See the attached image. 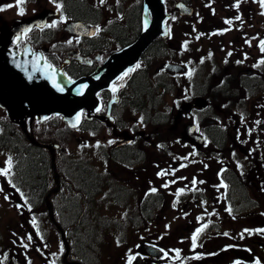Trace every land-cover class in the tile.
I'll return each mask as SVG.
<instances>
[{
    "label": "flooded vegetation",
    "instance_id": "flooded-vegetation-1",
    "mask_svg": "<svg viewBox=\"0 0 264 264\" xmlns=\"http://www.w3.org/2000/svg\"><path fill=\"white\" fill-rule=\"evenodd\" d=\"M7 1L12 2V0ZM71 1L45 0V4L41 3L35 10H42L46 7L54 8L57 7V4H61V11L71 12L75 9L73 7L75 1ZM185 1L193 5L195 10L192 14L193 18L176 24L175 33L180 27L186 29V34H181L184 38H179V47L183 43L192 44L193 40L206 41L207 45L215 43L216 47L214 45L211 47L216 52V55L213 54V56H217L218 59L224 61V65H227L228 68L227 73H231L233 64L245 78L244 81H241L242 76L240 80L237 79L235 89L240 91L243 88L247 100L252 96L253 102L256 104V93L251 94L249 90L251 84L247 85V83L249 80H253L257 73L256 68L263 64L261 61H264V51L261 50V42L264 41V7L256 3L260 0ZM14 2V8H16V0ZM26 3L27 0H20L22 6L25 7ZM4 5L5 2L0 1V7L4 8ZM256 7L259 11H262L258 15L256 14ZM19 9L25 10L23 7ZM226 21H231V23H226ZM53 24L51 20H48L45 27L34 28L30 31L28 36L22 38L19 42L21 44L20 49L25 42H30L33 45L34 43L38 44L41 38L40 33L53 30L50 27ZM79 38V43L76 45L78 48H75V46L74 48L78 50L80 55L91 60L92 63L86 64V59L83 60L84 63L74 58L69 63L74 67L78 65L79 70L80 68L84 69L86 65L88 67L86 72L91 73L104 62L106 56L104 54L105 41L96 44L90 42L92 41L91 38L82 36H79ZM251 44L253 45L250 46ZM38 48L52 53L51 47H48V50L44 41ZM189 48H191L190 45ZM186 53L191 62L204 60L209 57L208 54L211 56L209 50L198 52L197 49ZM189 55L193 57L189 58ZM141 60L138 63L139 68L135 67L133 71L129 70L128 74L126 76L125 74L122 75L113 84L112 88L104 90L105 93L104 91L100 92L101 105L99 109L90 114L85 110L78 128L79 132L82 133L81 138L83 139L81 141L83 142L90 139L89 136L92 130L95 131L92 138L98 137L97 134L102 130L108 131L109 135L106 139H94L99 145L100 155L103 158V163L99 165L98 171H100L101 176L107 173L110 182L114 185L119 184L122 192L127 193L124 196L133 198L136 203L140 204L139 218H133L132 222L134 223L132 226L122 232L124 238L118 234L119 239L123 240L122 244H115L119 248V254L115 256L114 252L109 253L110 258H108L107 264H129V258L131 257H135L131 264H257V262L264 264V232L259 231L264 229V217L262 212L255 207V204L259 203V201H256V187L261 188L260 184H256V180L263 179L264 157L262 164L261 160L258 161V178H256V160L253 166H248V163L254 161L252 159L254 158L253 152H256V145H254L256 112L251 114L250 122L240 119V113L236 112L235 115L233 109L235 102H241L240 95L237 99H234L239 92L237 91L235 95L228 94L226 91L223 92L225 100L223 118L224 121L228 120L229 125H231L230 128L228 127V131L230 132L231 139L229 141H231L232 147H222L221 141H214L210 131H206L203 126L204 124L210 126L215 124V127H219L216 118L210 115V100L202 92H194V94L190 93L189 95L185 92L186 83L189 81L185 75L188 68L191 70V65L184 60L182 63V58H179L177 64L181 65L182 69L171 75L177 78L178 83H180L177 94L185 96V98L177 97L176 99L183 104L191 101H195L197 104V106H194L195 108L192 107L190 112L187 113L190 115L189 117H192L190 125H192L194 131L189 136L190 140L184 139L183 134L185 131L183 130H186V126L189 125L187 123L184 129L178 130V134L175 130L176 133L171 138L170 147L168 144L159 147L152 139L148 140L145 133L140 134L138 124H134L129 119H127L128 122L119 120L115 106L112 108V116L104 117L106 110H108L109 98L117 93L120 94L119 98H123L124 91L122 92L121 89L133 73L142 68ZM93 61L96 62V66ZM215 82L218 83L217 79ZM129 102H131V99ZM180 106L177 107L180 108ZM244 113L246 114V111ZM140 118L142 121L144 120L143 116ZM27 121L29 130L32 133L34 132L31 129L33 125L42 127V123H44L37 118L27 119ZM143 123L145 122L143 121ZM16 124L17 133L14 138V145L15 148H19L20 138L25 133L21 130L20 125ZM96 127H99L101 131L99 132ZM196 132H199V134ZM195 135L199 139L202 138L203 140L204 138L201 146L195 139H191ZM25 137L27 136L25 135ZM0 138L4 139L2 136ZM176 139H179V141ZM40 140L43 142V138L40 137ZM158 143L161 144L162 141H158ZM243 144L246 147H243ZM27 145L32 146L31 152H33L32 148L43 149L44 152L41 153L46 158L49 157V165H52V153L49 149L34 145L30 141ZM134 145L137 146L135 151L130 148ZM139 146L141 147L139 148ZM65 155L66 152H56V159L57 157L63 159ZM150 155L156 156L158 161L156 165L152 164L153 159L148 160ZM149 167L155 169L152 176H147L150 171ZM4 169L5 165L1 166L0 164V173ZM162 172L166 174L158 175ZM137 177L140 180H137ZM148 178L153 183L150 186L147 185ZM193 179L196 180L195 184H193ZM74 184H76L75 181H73ZM222 185H226V187ZM4 187V174H0V188L4 189ZM113 188L115 190L112 193ZM63 190L67 191V185H64V183L55 188L56 194L60 196H63ZM166 190L167 195L165 194ZM261 190L264 193V190ZM96 191L100 192V188L98 187ZM82 192L85 195L82 196ZM117 193L118 188L112 186L109 196V198L112 197L111 203H116L115 195ZM156 193L158 195H155ZM113 194L114 196H112ZM79 195L83 204L86 198H91L84 190L81 193L79 192ZM165 195L168 197V203L160 208ZM260 200L263 201V197ZM204 225H207V227H204L203 231L200 232L196 240V246L193 247L192 237ZM246 229L249 231H245ZM29 247L30 244L26 246L27 249ZM17 252L21 257L20 261L10 257V251L9 258L0 251V264H34L33 260L29 258L31 254L23 252L22 249L20 251L19 248H17ZM72 254L75 256L70 257V259L78 260L83 264H89V262L96 264L91 256L90 258L84 256V258L79 259L75 253ZM46 262L47 264H54L52 255L46 259ZM63 262L68 264V262Z\"/></svg>",
    "mask_w": 264,
    "mask_h": 264
},
{
    "label": "rangeland",
    "instance_id": "rangeland-1",
    "mask_svg": "<svg viewBox=\"0 0 264 264\" xmlns=\"http://www.w3.org/2000/svg\"><path fill=\"white\" fill-rule=\"evenodd\" d=\"M0 1L5 2L2 10L9 11L8 13H4L3 19L10 20L19 14L17 13V9L14 8L15 0H12V2L7 0ZM73 1H75L74 5L80 8V10L85 11L91 20L96 21V24L102 25L104 29H106L101 32L102 36L94 39L96 44L105 41L106 48L104 49V54L106 56L101 66L108 65L107 61L110 58L109 56L116 48L123 45H130L136 42L140 37L142 13H139L141 17L139 28L137 25H133L127 21L130 14H132L134 9L140 4V0H114L113 2L112 0H109L110 2H106L105 0L101 2L100 0L101 3L99 5L97 0ZM170 1L168 7L174 9L176 0ZM19 2L20 0H16V4ZM70 2L72 1L70 0ZM41 3L45 4V0H27L25 10L29 11L26 13H30L37 9ZM256 3L261 5L260 2L256 1ZM259 12L262 11H259L256 7V14L258 15ZM0 13L2 14L1 7ZM176 15L179 17H174L173 20L171 19V23L169 24L171 28V37H163L160 33L162 37L157 39L151 46L147 47L142 52V60L140 59L143 65L141 68L142 71H140V69L138 72H134L128 80L129 83L126 82L127 84H124L125 90L124 86L121 89L122 92L124 91L122 99L119 98V93L109 98V104H107L108 110H106L104 117L107 118L110 115L112 116V108L115 106L119 120L128 122L127 119H129L134 124H138L140 134L145 133L146 138L148 140L152 139L159 147H164L162 146L163 144H168L170 147L172 143L171 138L174 137L173 134H175L176 131L178 134L179 131L184 129L185 125L189 123V125L186 126V130H183L185 131L183 137L184 139L190 140L189 136L194 130L192 125H190L192 117H189L190 115L187 113L190 112L192 107L197 106V104L195 101L183 104L176 99L177 97L185 98V96H179L177 94L180 83H178L177 78L171 75L182 69V66L177 64L179 63L177 60L182 58V63L186 61L191 65V70L188 68L185 75V77L189 79L186 83L187 87H185V92L188 95L190 93L194 94V92H202L209 98L210 115L216 118L219 127H215V124L213 126L204 124L203 126L206 131H210L214 141H221L222 147H232V143L229 141L231 139L230 132L228 131V127L230 128L231 125H229L228 120L224 121L223 118V104L225 101L223 92L226 91L228 94L232 95H235L237 91L239 92L234 99H237L240 95L241 102H235L233 109L235 115L236 112L240 113V119L242 118V120L250 122L251 114L256 112V129L254 131V135H256L254 144L256 145V152H253L255 159L252 158L254 161L248 163V166H253L256 160V178H258V161L261 160L262 164V159L264 157V63L256 68L257 73H254L255 76L253 80H249L247 83V85L251 84V87H249L251 94L256 93L255 104L252 96L247 100L243 88L240 89V91L239 89H235L237 79L240 80L242 76L240 72L232 64L231 73H227L226 70H228V68L227 65H224V61L218 59L217 56H213V54L216 55V52L211 47L215 43L207 45L206 41L198 42L197 40H193L192 44L183 43V45L179 47V38H184L181 34L185 35L186 29L180 27L175 33L176 24L185 22L187 19L190 20L193 16L186 15L183 18L179 13ZM3 19L0 20L2 22L0 25H3ZM104 19L108 20L105 22ZM119 23H121L122 26L125 25V27L117 32L116 35L113 34L115 30H112L110 33V27L112 25L118 26ZM63 25L64 23L60 24L61 28L51 29L47 33H40L41 38L40 42H38V44L41 45L44 41L48 47H51L52 54L59 63L65 61L67 57L66 52L72 49L73 43H79L76 42L79 41L78 38L66 36L64 34ZM176 35L178 36L176 37ZM154 44H157L156 50L151 48ZM189 45L191 48H189ZM252 45L253 44L250 46ZM75 48L78 47L75 46ZM197 49L198 52L209 50L211 56L208 54L209 57H206L204 60L189 61L186 52L195 51ZM78 56L79 54H76V57ZM192 57L193 56L189 55V58ZM72 58L74 57H70V59ZM76 60L79 61L78 59ZM83 62L85 63V61ZM91 63V60L86 61V64ZM93 63L96 66V62L93 61ZM98 63L100 64V61ZM170 64H175L179 68L172 70V68H168ZM135 67L136 63L129 64L118 74H110L109 77L111 80L108 86L104 85L99 90L102 91L103 89L112 88L113 84L122 75L129 70L135 69ZM98 69L89 73L86 72L88 67L85 65L84 69L80 68L79 70L76 68L73 74L76 76V79H78L93 75ZM101 79L108 83L105 77H100V80ZM216 79L220 84L215 82ZM244 80L245 78L242 76L241 81ZM139 84L142 88L141 93H137V91L135 92L134 90V86L136 87ZM247 94L249 93L247 92ZM124 98H126V100H124ZM130 99L131 102H129ZM230 104L232 105V103ZM177 106H180V108ZM245 111L246 114L244 113ZM141 116H143V121L145 123H143L140 118ZM6 119L4 112L0 109V136L4 138H0V164L1 166L6 165L5 169H9L10 160V168L14 165V170L12 171L13 177L20 186L25 188L35 208H28L29 210L25 209L24 204L26 200L23 199L26 197L23 193H20V191L13 192V188L9 187V185L5 187V191H0V251L3 252L5 256H8L10 251V257H14V259L20 261L21 257L18 255L17 248H19L20 251L22 249L23 252L31 254L30 258L33 260L34 264H47L46 259L49 258L50 255H52L53 263L56 264H65L63 261H71L70 257L73 255L72 253H75L79 259L84 258V256L87 258L91 256V259H94L96 264H107L108 258H110L109 253L114 252L115 256H118L119 248L116 246L123 243V240L119 238L120 236L122 238L125 237L122 235V232L126 228L132 226L134 223L132 222L133 218H139L140 204L138 202L137 204L133 198L124 196L127 195V193H125V191L122 192L119 184H112L107 173L101 176L100 171H98L99 165L103 163V158L100 155L99 145L94 139H106L109 135L108 131H101L99 127H96L99 132L101 131L100 133L98 132V137L92 138L95 134V131L92 130L89 136L90 141L83 142L81 141L83 139L81 138L82 133L79 132L78 129L69 127V124L62 116L56 120H52L53 122L46 121L42 123V127L33 125L31 129L34 131L33 134L36 138L39 140L40 137L43 138V142L58 143L59 147L56 148L57 153H63L64 148L66 155L63 159L58 157L57 159L55 158V165L52 168L50 165L46 168L45 164L44 170L35 172L34 176H30L26 173L28 171L26 167L27 164L23 162L24 157H26L24 155L27 154L26 152H29L28 149L26 150L27 147L25 145L30 140H28L25 135H22V138H20V147L15 148L14 143L10 140H12L11 138H15L16 134H10L12 129L6 128L7 125L10 124ZM103 119L102 117V120ZM10 127H12V124ZM196 133L199 134V132ZM7 137H9V139ZM191 139H195L199 146L204 142V138L203 140L202 138L199 139L197 135ZM176 140L179 141V139ZM158 141H162V143L160 144ZM242 146L246 147L244 144ZM140 147L141 146H139V148ZM130 148L134 149L133 151L137 150L136 145ZM148 157V160L153 159V165L158 163L156 156L150 155ZM47 159L49 160V157L46 158L45 156L46 161ZM150 166L152 165L150 164ZM149 169V175L147 176H152L155 169L153 167H149ZM74 178H76V184L73 185ZM139 178L141 179L140 176ZM139 178L137 177V180H140ZM44 179L45 182L43 181ZM7 181H10V178H7ZM61 183L67 185V191L63 190V196L57 195L54 190L60 186ZM152 184V181L148 178L147 185L150 186ZM256 184H260L261 188L259 186L256 187V201H259V203H256L255 207L262 212V216L264 217V193L261 190H264V176L263 179L256 180ZM112 186L118 188V193L115 195L116 203H111L110 200L112 197L109 198ZM98 187L100 188V192L96 191ZM81 189L91 197L86 198L84 204L79 195ZM138 189H140V187H138ZM114 190L115 188H113L112 193ZM165 194H168L167 190ZM155 195L158 194L156 193ZM166 195L164 196L165 199L162 201V206H160V208L168 203V197ZM112 196H114V194ZM262 197L263 201L260 200ZM251 206L253 207L254 205L252 204ZM30 215L36 223L43 228V230H41L43 232L42 239L41 241L39 240V242L44 245L35 246V241L34 246L31 245L30 241L33 237L35 238V225H30L31 221L28 220L31 217ZM63 219L67 223H65ZM68 223H74L76 227H70L67 225ZM175 226L176 223L174 224V228ZM29 236H31L30 240L28 239ZM25 241L30 243V248H26L27 245L24 244ZM66 242L68 243V248ZM40 249L43 250L44 254L40 252ZM7 258H9V256ZM89 264H91V262H89Z\"/></svg>",
    "mask_w": 264,
    "mask_h": 264
},
{
    "label": "water",
    "instance_id": "water-1",
    "mask_svg": "<svg viewBox=\"0 0 264 264\" xmlns=\"http://www.w3.org/2000/svg\"><path fill=\"white\" fill-rule=\"evenodd\" d=\"M176 7L182 13L192 12V8L183 2H178ZM48 16H53L50 10L17 20L11 26L7 23L0 26V106L6 110L10 119L21 123L27 136L38 145L41 144L34 140L27 130L26 117L33 118L37 115L43 120L52 114L63 115L69 126L73 127V124L77 126L81 121L82 110L91 108L98 101L97 91L110 83V74L116 75L127 65L137 63L142 52L160 33L163 36L167 35L164 0H144L143 27L138 40L113 53L107 61L108 65L103 66L97 73L71 79L65 74L64 65L59 68L53 67L50 62L43 59L40 52L27 54L25 46L22 54H18L17 50L10 48L12 42H17L24 32L35 24L41 25L40 18ZM80 26L86 25L71 22L67 29L73 31ZM168 68L176 70L179 67L170 65ZM100 77H105L108 83L100 80ZM77 116L80 117L78 122ZM46 146L53 153L54 166V146L58 145ZM63 238L66 241L64 235Z\"/></svg>",
    "mask_w": 264,
    "mask_h": 264
},
{
    "label": "trees",
    "instance_id": "trees-1",
    "mask_svg": "<svg viewBox=\"0 0 264 264\" xmlns=\"http://www.w3.org/2000/svg\"><path fill=\"white\" fill-rule=\"evenodd\" d=\"M139 3L140 4L136 7V9H134L132 14H130V17L127 18V21H129V23H132L133 25H137L138 28L140 26L139 22L141 20V17H140L139 13L142 10V1L140 0ZM73 7H75V9L73 10V14H75V16H78V17H85L86 16L85 15L86 14L85 11L80 10V8L76 7L75 5H73ZM123 27H125V25L122 26L121 23H119L118 26L113 25L112 30H115L113 34L116 35V33L119 32ZM115 37H117V36H115ZM151 48L156 50L157 44H154L153 47H151ZM139 81H141V80H139ZM134 90H135V92L137 91V93H141V91H142L141 85L139 84L136 87L134 86ZM10 126H11V123L8 124L7 127H6L7 129L8 128L12 129L10 134H12V133L16 134L17 130H16L15 126L13 124H12V127H10ZM7 138L9 139V137H7ZM11 139L12 140H10V141L12 143H14V138H11ZM5 140H6V137H5ZM25 146L27 147L26 150L27 149L29 150V152H26L27 154L24 155L26 157L23 156L24 157V161L23 162H24V164H27L26 167H27L28 171L26 173L28 175H30V176H34L35 172H40L41 170H44L45 164H46V168H47V166L49 165V161H48V159L46 161L45 160V156L43 155V153H41V152H44L43 149H41V148H36V149L32 148L33 152H31L30 150H31L32 146H29L27 144ZM44 161H45V163H44ZM75 180H76V178L73 179V181H75ZM43 181L45 182V179ZM81 191H83V190L81 189L79 192L81 193ZM83 195H85V194L82 192V196ZM77 209H78V205H77ZM63 221L65 223H67L64 219H63ZM67 225L70 226V227H73V226L76 227L74 225V223H68Z\"/></svg>",
    "mask_w": 264,
    "mask_h": 264
},
{
    "label": "snow or ice",
    "instance_id": "snow-or-ice-1",
    "mask_svg": "<svg viewBox=\"0 0 264 264\" xmlns=\"http://www.w3.org/2000/svg\"><path fill=\"white\" fill-rule=\"evenodd\" d=\"M101 2H103V0H101ZM260 3H261V7H264V0H260ZM239 5L237 4V7H238ZM62 8V5L61 4H57V9H58V11L60 10ZM21 14H23L22 13V10H21ZM226 23H231V21H226ZM50 27H55V25L53 24V25H50ZM93 35H95V33H93ZM261 50L262 51H264V41H262L261 42ZM239 63V62H238ZM261 63H264V61H261ZM137 68H139L140 67V65H137L136 66ZM132 70H134V69H132ZM132 70H130V71H132ZM128 73H125V76L127 75ZM61 91L63 90V89H60ZM114 91H115V89H113ZM79 119H80V117L79 116H77L76 117V120H77V122L79 121ZM76 125L75 124H73V127H75ZM10 166H11V162H10V160H9V169H5L2 173H0V174H4V175H7L8 174V171L10 170ZM183 166V165H182ZM166 173H164V172H162V173H159L158 175H165ZM196 183V180L195 179H193V184H195ZM201 183H203V181H201ZM165 186H167V185H165ZM223 187H226V185H222ZM153 191H155V190H153ZM181 192L183 191V190H180ZM229 211H230V209H229ZM204 227H207V225H204V226H202V228L201 229H198L197 230V233L196 234H194L193 235V237H192V241H193V247H195L196 246V240H197V237H198V235L200 234V232H202L203 231V228ZM245 231H249V230H245ZM259 231H261V232H264V229H262V230H259ZM225 235H227V233H225ZM28 239L30 240L31 239V236H29L28 237ZM133 259H135V257H131V258H129V264H131V262H132V260ZM257 264H259V262H257Z\"/></svg>",
    "mask_w": 264,
    "mask_h": 264
},
{
    "label": "bare ground",
    "instance_id": "bare-ground-1",
    "mask_svg": "<svg viewBox=\"0 0 264 264\" xmlns=\"http://www.w3.org/2000/svg\"><path fill=\"white\" fill-rule=\"evenodd\" d=\"M86 13V12H85ZM72 14H73V11H72ZM75 15V14H74ZM86 16L85 17H87V14H85Z\"/></svg>",
    "mask_w": 264,
    "mask_h": 264
}]
</instances>
